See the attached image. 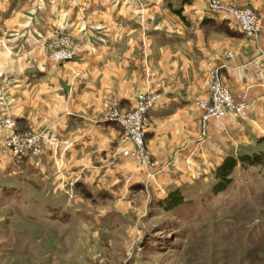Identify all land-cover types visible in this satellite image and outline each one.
I'll return each instance as SVG.
<instances>
[{
    "label": "crops",
    "instance_id": "obj_1",
    "mask_svg": "<svg viewBox=\"0 0 264 264\" xmlns=\"http://www.w3.org/2000/svg\"><path fill=\"white\" fill-rule=\"evenodd\" d=\"M223 1L253 7L260 34L247 37L206 0H0V118L43 136L38 157L13 158L0 129V186L51 195L73 185L88 197L119 182L162 190L218 165L238 134H264V0ZM58 26L76 44L63 63L47 48ZM215 68L249 108L210 120L203 140L196 101ZM135 91L162 95L146 115V145L161 168L151 182L119 125L104 121L115 101L129 110Z\"/></svg>",
    "mask_w": 264,
    "mask_h": 264
},
{
    "label": "rangeland",
    "instance_id": "obj_2",
    "mask_svg": "<svg viewBox=\"0 0 264 264\" xmlns=\"http://www.w3.org/2000/svg\"><path fill=\"white\" fill-rule=\"evenodd\" d=\"M218 1L251 8L260 21L251 6ZM51 38L47 43L49 57L57 41ZM224 55L234 57L231 51ZM215 70L223 82L219 70L211 69L204 98L210 72ZM142 92L161 94L135 91L133 105L126 111L113 103L121 113H127L134 107L137 93ZM232 98L242 105L241 110L232 109L210 120H220L227 114L240 116L249 108L245 99ZM146 115L147 165L130 156L133 145L126 143L131 146L130 159L151 182L156 169L161 168L146 145ZM209 121L205 127L200 121L203 140ZM120 128V141L124 142V130ZM41 142L42 152V135ZM41 152L26 157L35 158ZM196 176L162 190L149 183L144 187L119 182L91 197L73 185L51 195L41 194V186L31 184L15 189L0 186V264H264V134H238L236 150Z\"/></svg>",
    "mask_w": 264,
    "mask_h": 264
},
{
    "label": "built area",
    "instance_id": "obj_3",
    "mask_svg": "<svg viewBox=\"0 0 264 264\" xmlns=\"http://www.w3.org/2000/svg\"><path fill=\"white\" fill-rule=\"evenodd\" d=\"M208 10L221 13L246 36H256L262 26L255 12L251 8H237L225 5L218 0H209ZM53 37L56 38L51 60L55 62L69 60L74 57L75 42L73 37L64 32L61 26L53 30ZM208 95L206 98L196 102L200 110V121L205 127L211 118H220L229 110L240 111L242 105L236 104L228 88L223 84L218 76L217 70L211 71L208 79ZM161 94L137 93L135 104L132 110L121 113L117 109V104L113 103L104 121L119 125L124 130L123 141L130 142L132 149L130 156L143 166L147 165L148 157L144 147V136L146 133L145 115L161 99ZM0 129L7 131L5 136V146L14 158L26 156H36L41 152L40 134H23L16 130L14 121L8 118L0 119Z\"/></svg>",
    "mask_w": 264,
    "mask_h": 264
}]
</instances>
